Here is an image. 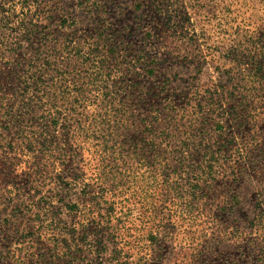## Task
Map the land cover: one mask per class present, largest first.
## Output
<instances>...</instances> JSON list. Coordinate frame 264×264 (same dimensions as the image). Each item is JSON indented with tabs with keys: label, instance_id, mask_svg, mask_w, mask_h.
I'll return each mask as SVG.
<instances>
[{
	"label": "rangeland",
	"instance_id": "1",
	"mask_svg": "<svg viewBox=\"0 0 264 264\" xmlns=\"http://www.w3.org/2000/svg\"><path fill=\"white\" fill-rule=\"evenodd\" d=\"M0 264H264V0H0Z\"/></svg>",
	"mask_w": 264,
	"mask_h": 264
},
{
	"label": "trees",
	"instance_id": "2",
	"mask_svg": "<svg viewBox=\"0 0 264 264\" xmlns=\"http://www.w3.org/2000/svg\"><path fill=\"white\" fill-rule=\"evenodd\" d=\"M116 112H118V110H119V108L118 109H114ZM106 152L104 151V154H105ZM104 154H102V155H104ZM111 154H114L113 155V157H112V160L116 163V164H118V162L121 160V159H118V155L117 154H115V152H111ZM99 156V155H98ZM114 163V164H115ZM85 164H87L88 165V168L89 169H94V167H93V165H92V163L90 162V161H86L85 162ZM100 165H101V168H100V170H99V174L98 175H110L111 173H110V171H112V167L114 166V165H111V162L108 160V161H100ZM164 167H165V165H164ZM101 175L100 176H98L99 178H101ZM113 194H115L114 196H116V193L115 192H112Z\"/></svg>",
	"mask_w": 264,
	"mask_h": 264
}]
</instances>
